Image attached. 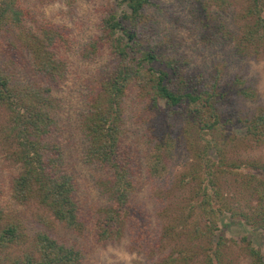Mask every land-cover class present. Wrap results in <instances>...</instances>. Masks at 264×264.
Listing matches in <instances>:
<instances>
[{
    "label": "trees",
    "instance_id": "obj_1",
    "mask_svg": "<svg viewBox=\"0 0 264 264\" xmlns=\"http://www.w3.org/2000/svg\"><path fill=\"white\" fill-rule=\"evenodd\" d=\"M120 2L124 6L118 11L114 6L103 11L98 34L79 48L84 59H91L101 47L108 53L107 67L80 126L84 161L105 172L96 180L105 202L90 218L81 212L74 196L75 180L63 167L61 147L51 137L60 108L52 90L66 70L56 52L69 45L67 30L41 21L30 25L21 0H0V105L6 112L0 134L17 165L8 179L11 198L20 203L35 200L65 228L77 233L86 229L98 243L116 239L127 230L130 245L154 257L151 264H236L229 249L232 244L248 255L249 264H264L259 248L244 236L237 240L217 232L224 212L264 230V177L242 170L264 171V159H236L226 150L227 141L235 139L264 144V107L241 112L231 98L254 99L251 85L238 74L220 79L221 70L232 60L264 52V0H194L200 40L222 53L208 77L188 72L185 60L172 52L169 39L144 34L146 9L162 13L161 3ZM234 3L238 8L231 19L233 25L228 26L220 12ZM210 4L217 7L215 14L209 11ZM25 54L38 80H15L13 64ZM131 84L148 98L156 119L151 129L154 156H165L182 135L189 152L188 161L175 176L174 191L167 192L177 194L168 200L166 192L157 197L162 219L157 234L149 229L148 213L135 197L133 158L122 142V98ZM222 104L228 107L222 109ZM176 121L182 125L172 134ZM233 127H241L243 134L232 135ZM227 182L233 193L224 191ZM238 198L245 200L244 205L236 202ZM3 219L0 207V250L22 242L24 236L19 220ZM82 257L77 246L37 230L29 247L19 256L7 257L6 264H82Z\"/></svg>",
    "mask_w": 264,
    "mask_h": 264
},
{
    "label": "rangeland",
    "instance_id": "obj_2",
    "mask_svg": "<svg viewBox=\"0 0 264 264\" xmlns=\"http://www.w3.org/2000/svg\"><path fill=\"white\" fill-rule=\"evenodd\" d=\"M157 1L162 4L163 12L158 13L150 7L146 9L148 19L143 26L144 34L158 40L169 39L172 52L185 60L188 72L208 77L222 53L217 46L200 40L199 17L193 10L194 0ZM21 4L28 10L30 25L41 21L62 25L67 30L69 45L66 48L60 47L56 52L64 60L66 70L59 85L52 90L60 101V108L56 113L57 126L52 130L51 137L61 147L63 167L75 180L74 196L79 202L81 212L84 217L91 218L95 215L96 207L105 202L96 184L98 176L105 172L95 163L84 161V137L80 126L83 115L89 111V104L96 94L101 72L107 67L108 53L106 47H101L91 59H84L79 54V48L98 34V21L105 9L114 6L118 11L124 5L120 0H21ZM237 8L238 5L234 3L220 12L221 18L228 26L233 25L231 19ZM211 9L215 14L217 7L210 4L209 11ZM210 17H213L211 13ZM1 57L0 47V59ZM13 68L15 80L30 82L39 79L32 69L28 54L22 55L21 59L13 64ZM220 74L221 80L233 74L241 75L245 83L250 84L254 90V99H244L240 95L231 98L241 112H252L256 108L264 107V52L232 60ZM226 107L228 105L222 104L220 108ZM5 114V109L0 105V123L3 122ZM154 120L156 119L148 108V98L136 84H131L122 98V142L129 148L133 158L135 197L148 213L149 229L157 234L162 222L157 213V197L166 192L164 197L168 200L177 194L178 191L171 193L174 191L172 184L182 165L188 161L189 152L182 135L177 144L170 140L174 146L165 156L156 158L151 137ZM180 124L182 125V122L173 123L172 134L177 132ZM233 129L232 135L239 137L243 134L241 127ZM227 142L226 150L232 158L264 159V144H254L248 138ZM9 149L0 134V207L3 220L6 216L19 220L24 236L22 242L0 250V264H6L7 257L19 256L23 249L29 247L37 230L46 231L65 244L77 246L83 253L82 264H151L154 257L148 256L143 250L133 248L127 230L116 239L98 243L86 229L77 233L65 228L35 200L20 203L11 198L8 179L11 173L16 172L17 165L8 156ZM242 170L264 177V171L260 169L243 167ZM185 190L186 188L181 189L182 192ZM169 191L171 192L167 193ZM224 191L233 193L234 190L227 182L224 184ZM237 201L244 205L245 200L238 198ZM217 224V232L220 235L237 240L244 236L253 246L259 248L264 259L263 229L249 226L227 212L220 216ZM229 249L236 264H249L248 255L242 252L239 245L232 244Z\"/></svg>",
    "mask_w": 264,
    "mask_h": 264
}]
</instances>
